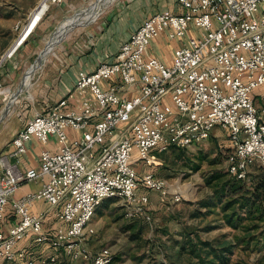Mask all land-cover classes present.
Listing matches in <instances>:
<instances>
[{"label": "built area", "instance_id": "obj_1", "mask_svg": "<svg viewBox=\"0 0 264 264\" xmlns=\"http://www.w3.org/2000/svg\"><path fill=\"white\" fill-rule=\"evenodd\" d=\"M177 4L181 14H151L111 62L78 72L74 90L87 91L94 105L83 100L79 111L63 110L73 97L69 93L47 112L29 118L13 136V156L24 153L32 137L45 144L53 136L59 148L40 152L38 172L22 174L0 158V220L23 181L46 178L36 192L11 201L18 221L6 233L0 231L1 262L23 258L16 245L35 236L54 250L39 264H59L61 258L110 264L108 248L92 254L84 248L94 235L91 219L97 204L117 198L125 203L126 216L149 221V199L140 188L159 192L161 202H177L181 195L152 172L139 174L133 163L156 165L152 152L201 143L214 129L230 144L229 175L245 181L254 163L264 169V109H256L252 99V92L264 86V0ZM23 29L13 51L7 50L2 59L11 57L29 36ZM162 34L182 42L173 50L170 65L147 52L149 43ZM113 78L115 82L102 86ZM133 89L136 93L127 96ZM67 129L79 137L69 141ZM35 201L58 206L55 218L64 229L43 231V217L30 214Z\"/></svg>", "mask_w": 264, "mask_h": 264}, {"label": "rangeland", "instance_id": "obj_2", "mask_svg": "<svg viewBox=\"0 0 264 264\" xmlns=\"http://www.w3.org/2000/svg\"><path fill=\"white\" fill-rule=\"evenodd\" d=\"M40 1L0 0V90L9 88V94L16 90L35 60L37 63L44 46L61 39L70 19L85 13L98 0H49L31 26L39 22L33 33L11 57L2 59ZM81 23L84 22L76 24L41 57L30 79L32 86L43 82L51 61L80 32ZM31 91L26 85L13 97L10 110L16 109L13 112L18 116L13 119L10 113L0 124L11 120L13 125H20L24 117L38 110ZM0 98H4L2 93ZM229 152L228 139L218 129L201 143L152 152L156 165L147 169L164 179L169 190L179 193L181 198L177 202H161L159 192L147 190L149 221L141 216H126V205L120 199L101 200L91 219L94 235L84 242L86 251L92 254L108 248L113 255L110 264H256L264 261L263 212L240 209L236 205L225 208L227 199H222L218 192L219 186L231 178L226 166ZM250 177L257 184L264 180V169L256 163L249 168L248 177L241 184L246 196L253 190ZM55 221L61 229L62 223L56 218ZM61 259L59 264H90L87 260Z\"/></svg>", "mask_w": 264, "mask_h": 264}, {"label": "crops", "instance_id": "obj_3", "mask_svg": "<svg viewBox=\"0 0 264 264\" xmlns=\"http://www.w3.org/2000/svg\"><path fill=\"white\" fill-rule=\"evenodd\" d=\"M113 1V3L111 2L112 4L110 3L111 5L108 4L97 11H92L68 30L71 31L76 24L80 25L78 24L79 22H84L81 23L83 26H81L82 29L80 32L74 34L75 36L66 44V46L60 48L58 51V58L51 61L48 71L45 72L42 83H39L38 86L37 84L32 86V84H30V79L34 70L26 74L22 82V88L26 85L31 88V94L37 101L38 110H35L33 114L24 117L23 123L20 125H13L11 120L10 123L8 122L9 120H6L0 124V158H4L6 162L12 165L18 172L22 174L29 170L38 172L40 152L42 150L55 152L59 148V144L53 136H51L45 144L40 143L32 137L25 144V152L13 156L12 152L14 151V147L11 140L29 118L36 113L47 112L69 93H72L73 97L68 100V103L63 110L79 111L83 100H88L91 106L94 105L87 91L74 90V84L78 72L84 71L89 73L100 63L111 62L114 59V55L118 51L119 46L125 42L142 21L151 14L157 12L181 14L183 11L177 4V0ZM33 30L31 33H33ZM31 33L29 35H31ZM61 39H59L57 43ZM181 43L182 42L177 39L169 40L164 34H162L149 43L147 46V52L150 56L159 59L165 65H170L172 52ZM55 44L49 45L50 48L46 54L50 52ZM21 80L18 82L17 88ZM115 81V78H113L108 82H102V86L106 87L109 83ZM6 90L7 95L2 92L4 98H0V102H2L0 105V114L8 101L6 99H9L10 95L16 92L15 90L9 94V88ZM135 93L136 91L133 89L127 94V96L134 95ZM5 96L7 97L5 98ZM252 99L256 109H264V86L259 87L252 92ZM13 110H10L7 115L9 116L11 113V118L14 119L15 116H18V113L13 112ZM97 119L98 116L91 118L88 126L89 130H92V126ZM66 134L69 141L79 137V132L70 129L66 130ZM133 165L136 166V170L139 174L150 172L149 168L147 169V166L149 165L141 161H135ZM45 179V177H39L23 181L19 185L18 189L14 192L4 208L3 217L2 220H0L1 232L6 233L7 230L18 221V217L14 214L11 207V201L13 199L21 198L26 194L36 192ZM145 192L146 191L142 188L139 189V193ZM57 211L58 206H49L43 201H35L30 207V214L36 216L41 215L43 217L42 230L49 234H53L60 229L55 225V214ZM64 227L65 225L62 224L61 229H64ZM16 250L24 252L23 258L16 259L13 262L0 261V264H39L41 259L54 253V250L48 244L38 242L35 239V236L27 237L18 242Z\"/></svg>", "mask_w": 264, "mask_h": 264}, {"label": "trees", "instance_id": "obj_4", "mask_svg": "<svg viewBox=\"0 0 264 264\" xmlns=\"http://www.w3.org/2000/svg\"><path fill=\"white\" fill-rule=\"evenodd\" d=\"M242 182L244 183L245 181L231 176L228 182H224L219 186L218 192L220 193V197L227 199L225 208L236 205L240 209L258 210L264 214V180L253 184V179L250 177L249 183L253 185V190L249 192L248 196L243 194ZM256 264H264V261Z\"/></svg>", "mask_w": 264, "mask_h": 264}, {"label": "bare ground", "instance_id": "obj_5", "mask_svg": "<svg viewBox=\"0 0 264 264\" xmlns=\"http://www.w3.org/2000/svg\"><path fill=\"white\" fill-rule=\"evenodd\" d=\"M49 0H41L40 2H39V4L35 7V8H33L32 10H31V12H30V16H29V18H28V21H27V23H26V26H25V29L23 30V33H28L27 35H29L30 34V32H31V30H33L34 29V27L37 25V23H39V22H37V23H35L34 25H33V29L31 28V26H32V24L37 20V18L39 17V15L41 14V12H42V10H43V8H44V6H45V4H47V2H48ZM113 0H98L97 2H95L89 9H87L86 11H85V13H83V14H80V15H78L77 14V16H75L74 18H72V19H70V21L68 22V25H67V27H68V29H67V31L68 30H70V28L75 24V23H77L78 21H80L82 18H84L85 16H87L88 14H90L94 9H97V10H99V8H102V7H104V6H107L108 4H110L111 2H112ZM53 2V1H52ZM51 3V2H50ZM97 10H95V11H97ZM41 20V19H40ZM39 20V21H40ZM31 28V29H30ZM22 33V34H23ZM66 34V33H65ZM64 34V35H65ZM26 35V36H27ZM63 35V36H64ZM62 36V37H63ZM62 37H60V38H62ZM20 39V37L16 40V41H18ZM59 39H57V41H58ZM16 41L11 45V47L8 49V52L9 53H11L12 51H13V47L16 45ZM57 41L55 40V41H52V42H50L49 43V45H53V44H55V43H57ZM49 45H47V46H45V50H44V52L42 53V55L37 59V65H38V61L41 59V57L42 56H45V54H46V52L48 51V49L50 48L49 47ZM37 67V66H36ZM32 70H34V69H32ZM32 70H30V71H32ZM29 71V72H30ZM4 93V94H6L7 95V90L6 89H4V90H0V93Z\"/></svg>", "mask_w": 264, "mask_h": 264}, {"label": "water", "instance_id": "obj_6", "mask_svg": "<svg viewBox=\"0 0 264 264\" xmlns=\"http://www.w3.org/2000/svg\"><path fill=\"white\" fill-rule=\"evenodd\" d=\"M25 26H26V25H25ZM24 29H25V27H24ZM24 29H23V30H24ZM36 66H37V64H36V60H35V61H34V64L31 66L30 70L35 69ZM30 70H29V71H30ZM29 71H28V72H29ZM28 72H27V74H28ZM24 77H25V76H24ZM24 77L22 78V80L24 79ZM22 80H21V82H20V84H19V86H18L16 92H14V93H12V94L10 95V97H9V99H8V101H7V103L5 104V106H4V108H3V111H2L1 114H0V121H2V119H4L5 116H7V114L9 113L10 107H11V105H12V99H13V97H16V96L21 92V89H22Z\"/></svg>", "mask_w": 264, "mask_h": 264}]
</instances>
